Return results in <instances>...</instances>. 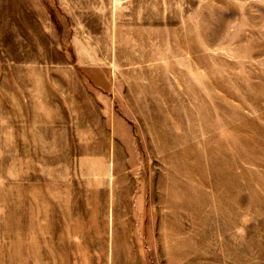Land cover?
I'll return each instance as SVG.
<instances>
[{
  "label": "rangeland",
  "instance_id": "obj_1",
  "mask_svg": "<svg viewBox=\"0 0 264 264\" xmlns=\"http://www.w3.org/2000/svg\"><path fill=\"white\" fill-rule=\"evenodd\" d=\"M0 264H264V0H0Z\"/></svg>",
  "mask_w": 264,
  "mask_h": 264
}]
</instances>
